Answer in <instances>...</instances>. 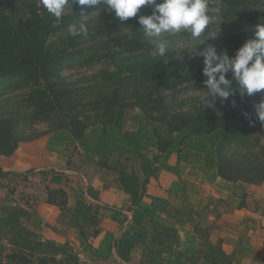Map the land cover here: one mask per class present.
<instances>
[{
    "label": "trees",
    "instance_id": "obj_1",
    "mask_svg": "<svg viewBox=\"0 0 264 264\" xmlns=\"http://www.w3.org/2000/svg\"><path fill=\"white\" fill-rule=\"evenodd\" d=\"M208 4L209 15L219 19L201 37L182 30L151 44L138 17L122 22L104 6L85 8L84 18L79 6H69L56 22L39 0H0V154L12 156L22 142L50 134L48 148L67 155L69 165L79 157L77 169L97 164L115 172L130 195L131 212L129 217L123 209L93 203L88 195L97 194L90 187L85 190L79 181L68 190L66 174L43 170L50 179L46 201L78 230L93 262H81L69 241L45 239V223L24 195L25 204L1 209L0 264H103L114 258L123 264L138 249L141 264H238L249 256L253 245L244 231L231 253L223 247L224 237L211 239L215 199L207 201L202 185L241 187L236 208L258 210L249 205L248 188L264 182V124L255 107L264 101V90L241 96L233 81L234 95L223 102L209 97L215 106L204 108V58L198 53L214 45L218 53L234 56L264 23V0ZM151 13L145 6L138 16ZM81 22L89 34L71 36L69 25ZM218 30L217 38L207 39L208 32ZM162 42L167 51L160 57L156 45ZM136 109L134 126L127 128V115ZM39 123L47 129L36 128ZM163 170L178 179L167 197L152 195L148 184ZM33 171L0 166V180L28 179ZM105 214L119 222L118 233L104 232L94 248L91 238L103 233Z\"/></svg>",
    "mask_w": 264,
    "mask_h": 264
},
{
    "label": "clouds",
    "instance_id": "obj_2",
    "mask_svg": "<svg viewBox=\"0 0 264 264\" xmlns=\"http://www.w3.org/2000/svg\"><path fill=\"white\" fill-rule=\"evenodd\" d=\"M40 4L60 22L69 6L81 8V17H87L85 8L104 6L105 10L113 13L114 18L127 21L129 18L138 17V23L148 38L149 43L155 44L162 34H175L187 31L192 38H199L205 33L208 26L219 19L218 16L209 15L208 0H39ZM151 6L150 15H139L142 7ZM68 32L71 36H87L88 27L81 22L79 25H69ZM218 31H211L207 39H215ZM131 40L134 35L127 33ZM160 57L167 51L166 42L156 45ZM198 55L203 56V81L207 95L202 97L204 108L214 107V99L227 101L234 95L233 81L238 85L241 96L253 94L264 90V23L257 24L254 37L247 40L235 53L229 56L227 50L218 53L214 45H209ZM231 73L232 78H227ZM256 107L259 121L264 124V101Z\"/></svg>",
    "mask_w": 264,
    "mask_h": 264
},
{
    "label": "crops",
    "instance_id": "obj_3",
    "mask_svg": "<svg viewBox=\"0 0 264 264\" xmlns=\"http://www.w3.org/2000/svg\"><path fill=\"white\" fill-rule=\"evenodd\" d=\"M49 139L50 134H46L35 140L22 142L12 156L0 154V166L6 171H14L17 173H26L28 170L34 169L33 173L30 175V177H28V179H18V182L22 186V194H27V196L31 197V201L34 206L33 212L36 214V217L45 223L42 229L43 237L45 239L54 240L57 243H65L66 241H72L74 243L77 242L81 247L80 241L78 239V230L74 227H71L70 225L65 224L63 220V213L58 206L50 204L46 201L45 187L50 183V179L44 177L41 174V171L55 170L59 173L66 174L69 177V181L66 184L68 186V190L71 188V186H77L79 184V181L77 182L76 178L77 176H80L83 181L82 183L80 182V184L84 186V189L87 190V188L90 187L92 192L97 194L96 197L88 195L89 199L93 203L109 206L112 208L123 209L128 213L129 217L131 216V212L127 211V208L130 204V195L121 189L118 182L115 180L117 176L114 174L115 172L102 168L97 164H90L77 169L76 165L78 166V162L76 161L75 157L72 158L75 166L69 165L67 155L47 149ZM174 156L176 155H173L171 160ZM170 163L172 162L170 161ZM176 176L177 175L175 173L165 170L159 172L158 176L151 178L148 184V192L152 195L167 197L168 189L171 187L173 181L177 179L178 176ZM161 178L166 179L167 183L164 186H160L159 188L155 187V184H157ZM52 186H54V184H52ZM254 187H260V191H262L260 197L264 198V182L261 185H249L248 192L250 196L253 195L256 199L257 197L255 196L256 193L254 192ZM151 189L152 191H150ZM223 192V190H221V192L218 191V194L222 193L221 196L223 197L229 195V193L223 195ZM213 194L216 195V191L213 192ZM227 196L225 198H227ZM0 197H5V191L3 192L0 190ZM72 203L73 198L70 196V204ZM243 210L245 211L243 214H252L254 212L246 208ZM101 228L103 233L91 238L94 248H97L100 245L104 232L111 231L118 233L119 222L113 220L109 214H105L103 220L101 221ZM219 237L223 238L224 236L221 235ZM229 242L226 238V241L223 243V247L228 253H231L234 247L230 248L229 246L231 245ZM139 250L140 249L134 251L131 260L129 262H125L124 264H130L132 261H134L136 256H138L137 254H139ZM92 260L93 257L90 255H87L84 260L80 259L81 262L88 263L93 262ZM114 260L115 258L112 261ZM112 261L101 260L103 264H113Z\"/></svg>",
    "mask_w": 264,
    "mask_h": 264
},
{
    "label": "rangeland",
    "instance_id": "obj_4",
    "mask_svg": "<svg viewBox=\"0 0 264 264\" xmlns=\"http://www.w3.org/2000/svg\"><path fill=\"white\" fill-rule=\"evenodd\" d=\"M71 72H75V70H65L66 75L68 73H71ZM0 90H2V87H0ZM137 113H140V111L138 109L131 110L129 112V114L127 115V118H126V123H125V126L127 128H133L134 117L137 115ZM36 128H38L40 131H44L47 129V125L45 123H39L36 125ZM47 149H49L48 145H47ZM70 152H72V149ZM73 155L76 156L75 154H73ZM75 159L78 162L80 161L79 157H75ZM170 161L172 163H176V156H174L172 158V160L170 159ZM114 174H116V173H114ZM108 175H110V174H108ZM76 179H77V182L78 181H80L81 183L83 182L82 179L80 178V176H77ZM177 179H178V177H177ZM166 183H167L166 179L161 178V180H159V182L157 184H155V187L159 188L160 186H164ZM218 187L221 189H219ZM12 188H15L16 192L10 193V195L12 194V195H15V196L22 199L23 203L18 204V205L25 204L24 203L25 196H24V194H22L23 193L22 186L19 184L18 180H16V179H2V180H0V190H2L3 192L5 191V197L4 198L0 197V213H1V209L3 207L9 206V205L10 206L14 205V204H12L11 198L9 196V192ZM254 188H255L254 192L256 193V194L255 193L254 194L257 198L255 199L254 196L251 195L249 198V205L251 207H254V206L258 207V210L254 211L252 214H243V213H245V211L243 210L244 208L243 209L236 208L237 204L239 203L240 198L242 196L241 193H243L241 187H236V186H233L232 184H230V188H229V186L228 187L223 186L222 184H220V182H216V183L215 182H211V183L206 182V183H203V185H202V191H203V194L205 195V198L207 199L209 197H212L213 199H215L212 202L213 207L211 206V208H210V211L213 213V215L210 216V221H211L212 226H213L211 239L215 242V241H217L219 236L223 235L225 237V239L226 238L228 239V242L230 241L229 244L231 246H229V247L231 248V247H234L235 242L238 240L240 231H244L246 236L248 234L250 235V243L253 245L252 246L253 251L249 253L248 257H245L238 264H250V263L264 264V198L260 197L262 194V191H260V187H257V188L254 187ZM221 190L224 191L223 195H226L227 193H231V191H233L235 193V195L231 193L230 194L231 196L228 197L226 195L228 198H225L226 196L225 197L221 196L222 193L218 194V191L221 192ZM150 191H152V189ZM215 191H216V195L213 194V192H215ZM26 196H27V194H26ZM224 199H227V200H224ZM207 201H208V199H207ZM9 202H10V204H9ZM215 203L216 204L218 203V205H216ZM14 206H17V205H14ZM33 209L34 208H31L32 212H33ZM216 214H220V216L217 217ZM182 235H183V233H182ZM69 242H70L71 246L73 247V249H75L76 252L78 253L80 259L84 260V258L87 257V255H89L83 251L82 247H80L77 242H76L77 244L72 242V241H69ZM4 252H7V251L4 250ZM137 255L138 256H136L134 261H132L130 264H141V262H139V261H141V259H142V250H139V254H137ZM2 257H3V254H0V259ZM112 262H113V264H119L118 258H117V260L115 259ZM114 262H116V263H114ZM1 264H3V263H1Z\"/></svg>",
    "mask_w": 264,
    "mask_h": 264
},
{
    "label": "built area",
    "instance_id": "obj_5",
    "mask_svg": "<svg viewBox=\"0 0 264 264\" xmlns=\"http://www.w3.org/2000/svg\"><path fill=\"white\" fill-rule=\"evenodd\" d=\"M9 196L11 198L12 204L18 205V204H22L23 203L21 198L15 196V195H12V194L10 195V193H9Z\"/></svg>",
    "mask_w": 264,
    "mask_h": 264
}]
</instances>
